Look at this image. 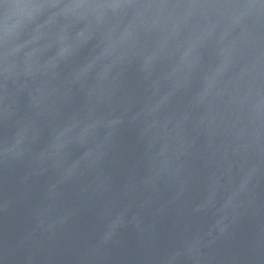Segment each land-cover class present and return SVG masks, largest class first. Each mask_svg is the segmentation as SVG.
I'll return each instance as SVG.
<instances>
[{
  "label": "water",
  "instance_id": "1",
  "mask_svg": "<svg viewBox=\"0 0 264 264\" xmlns=\"http://www.w3.org/2000/svg\"><path fill=\"white\" fill-rule=\"evenodd\" d=\"M0 264H264V0H5Z\"/></svg>",
  "mask_w": 264,
  "mask_h": 264
},
{
  "label": "clouds",
  "instance_id": "2",
  "mask_svg": "<svg viewBox=\"0 0 264 264\" xmlns=\"http://www.w3.org/2000/svg\"><path fill=\"white\" fill-rule=\"evenodd\" d=\"M5 0H0V5L4 4Z\"/></svg>",
  "mask_w": 264,
  "mask_h": 264
}]
</instances>
